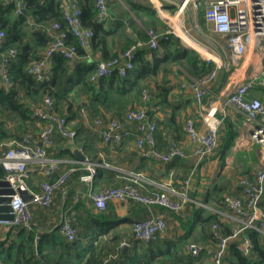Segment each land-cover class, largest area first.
I'll list each match as a JSON object with an SVG mask.
<instances>
[{
  "label": "built area",
  "instance_id": "1",
  "mask_svg": "<svg viewBox=\"0 0 264 264\" xmlns=\"http://www.w3.org/2000/svg\"><path fill=\"white\" fill-rule=\"evenodd\" d=\"M200 0H181L178 11L184 13L190 4L198 8ZM6 3L15 5V14L26 8L25 0H5ZM205 18L212 25L215 32L227 36L232 47L233 58L241 56L247 50L248 43L252 39L264 38V0H205ZM95 8L98 11V20L105 22L108 16V1L96 0ZM63 21L55 20L47 27L51 36L50 44L45 48L43 55L33 60L27 67L28 72L36 79H43L47 73L49 59L60 54L70 60L79 55V48L86 47L95 31L83 24V9L76 0L63 4ZM178 32L175 28L159 30L151 27L147 30L146 41L139 40L132 46L126 48L120 54L101 59L95 64L89 79L98 82L102 77H110L117 73L126 76L130 70L135 68V60L138 51L147 47L151 50H162L163 43L170 40L171 34ZM7 32L0 23V82L10 85V67L16 60L19 49L11 47L5 49ZM241 54V55H240ZM231 60L220 56L215 67L207 74L184 81L182 87H189L197 104L195 118L188 117L184 129L190 138L193 148L192 154L200 160L209 157L218 145V128L223 117L216 115V107L206 108L204 99L209 91L210 83L216 78L219 69L231 68ZM255 86V79L250 78L240 81L226 98L227 104L231 105L236 112L242 114L247 120L253 121L254 129L251 132L252 139L259 143L264 154V102L251 95ZM150 92L143 87L140 94V103L128 108L124 114L125 120L117 117L96 116L91 118L88 110L82 107L79 117L90 122L95 132L105 143H120L123 139L134 134L136 145L142 155L147 158H155L162 162L171 161L174 156H182L185 150L176 140H171L165 149L157 145L158 121L150 117L148 113V102ZM33 115L42 121L38 137L29 130L21 137H10L2 144L3 151L0 156L5 175L4 179L10 182V187L15 190L11 194V213L14 215L12 221L1 219L0 222L15 224L31 229L32 211L31 203L42 206H50L53 203L55 193L65 190L71 177L79 173L80 179L88 185L87 195L92 200L95 209L101 211L107 208L109 202L115 200L132 199L145 206L152 208L161 206L173 212L181 211L189 200L188 190L191 185L193 174L176 184L172 179L152 183L153 187L146 190L148 180L139 171H124L125 181L117 185H107L99 190L93 187L95 176L101 165L98 161H86L83 163L73 162L53 179H45L40 183L39 190H32L28 185L31 177V164H38L45 176H50L59 171L63 160L51 158L49 148L54 144V134L58 133L64 138L75 140L77 129L75 122L67 115L61 113L55 105L51 95H45L39 101L31 103ZM205 121L207 128L201 131L197 125V119ZM135 122L136 129L133 131L126 123ZM240 184L244 197L225 194L224 204L234 213L237 221L232 232L227 235H219V224L214 223V233L219 236L216 246H205L201 243L190 241L187 244V252L193 257L205 254L210 259V264H223L228 242L231 239H241L240 247L245 254H249L254 246L252 239L244 235L246 229H255L264 233V166L256 171L253 176L244 175L240 178ZM18 188L28 190L31 194L30 200H25ZM76 200L78 198L76 197ZM75 216H66L60 223V230L69 240L78 238V230L74 224ZM167 220L163 216H151L132 222L135 237L143 242H153L161 238L167 229ZM38 239V238H37ZM127 239L121 241V246L129 245Z\"/></svg>",
  "mask_w": 264,
  "mask_h": 264
},
{
  "label": "crops",
  "instance_id": "2",
  "mask_svg": "<svg viewBox=\"0 0 264 264\" xmlns=\"http://www.w3.org/2000/svg\"><path fill=\"white\" fill-rule=\"evenodd\" d=\"M68 1L71 0H64V2ZM107 1L109 10L104 28L108 33L104 37L98 36L89 40L88 45L83 48L84 52L79 53L78 57L73 59L72 62L96 64L101 59L123 52L126 49L125 44L127 41H146L140 38L138 31L142 29L147 31V29L141 19L128 8L126 0ZM146 2L157 10L158 15L168 26L164 28L159 25L156 28L159 30L175 28L178 34H173L179 36L185 46L199 51L205 59L216 61L220 56H223L232 61L234 56L227 36L215 32L207 20L205 21L206 28L210 25L216 37L224 39L229 53H226L224 45H216L213 48L190 33L192 27H202L200 13L205 15V0L199 1L198 8L190 4L184 13L178 11L181 0H147ZM35 26L36 24H33V27ZM146 49L148 50V56H151L150 52L152 50ZM242 55L239 56L240 59L243 57L241 62H237V59H235L230 62L231 68L218 70V74L210 83L209 91L204 99V105L207 109L216 107V115L223 117L218 128L219 140L217 147L221 146V138L225 134L227 127L225 120L230 122L237 132L230 149L224 157L219 153V148L217 152L214 150L209 157L200 160L199 163L197 157L192 154L193 144L184 129V124L188 117H195L197 104L191 89L182 87V83L196 77L190 74L180 63L170 65L167 73L162 74L160 72L156 76L149 77L143 83H145L144 87H147L150 92V99L147 104L149 116L156 118L158 121L156 132L158 147L165 149L171 140H176L185 150L184 155H178V158H173L169 162L147 158L142 155L141 150L137 147L134 134L123 139L120 143H105L95 132L90 122L81 121L86 127V131L80 134V141L88 146V151L83 152L87 155L88 161L101 163L99 167L102 168V173L99 176L96 175L94 179L93 187L95 190L107 185H117L124 182L123 172L128 170L139 171L144 175L148 180L146 190L152 189V183L164 182L170 179L179 185L185 178L193 174L188 190L189 200L181 211L173 213L158 206L149 208L131 199L111 201L106 209L99 211L95 209L92 200L87 195L88 185L80 179V174L76 173L69 180L65 190H59L55 193L53 203L50 206L31 203L33 226L41 232L49 231L60 226L61 221L66 216L74 214V224L78 230V238L87 243L93 238L97 226V223L93 221V214H103L107 219L117 220L114 229L100 236L99 239L105 244L111 245L110 239L113 231L123 233L120 241L127 239L130 242L131 237L135 236L132 229L133 221L151 216H163L167 220L168 226L162 239L177 238L189 231L192 227L191 221L195 217L196 209L202 206L205 209L217 212L220 219L233 228L237 221L233 217V211L224 204L223 197L225 194L244 197L240 178L244 175L253 176L258 169L263 167L264 154L260 144L251 137L255 123L236 112L231 105L227 104L226 98L236 84L242 80L253 78L255 83L260 80L264 81V38L260 40L252 39L248 43L246 52ZM53 62V58H50L47 74L53 68ZM11 86L12 84L6 85L0 82L1 88L10 89ZM160 87L170 88L167 93V101L158 105L150 104L152 95L159 92ZM253 90L255 89L251 90V95ZM140 94L141 91L136 96L134 103L124 110L122 116H114L110 111H107L105 112L106 117H117L124 121L126 110L140 103ZM69 118L71 119V117ZM71 120L76 122L75 119ZM126 123L133 131L136 129L135 122L126 121ZM197 125L201 131H205L207 128L205 121L201 118L197 119ZM41 126L42 121L37 120L35 129H29L34 133L35 138L38 137ZM6 127L10 132H14L13 123L8 122ZM73 146H77L75 140L62 138L58 133H55L54 144L49 148V156L63 160L59 171L47 177L42 173L38 164H31V177L27 180L29 187L32 190H39L40 183L43 180H52L71 163L79 162L74 153L73 156H70L66 152L69 147L72 150ZM173 160H178V162L174 163ZM76 197L78 200H76ZM218 198L222 200L219 202ZM79 201L84 206L78 208ZM263 201L264 197L262 199V205L264 206ZM87 208L91 209V212L88 213ZM121 219L131 220V222ZM194 226L195 228L189 232L188 243L195 241L203 243V245L204 243L207 244L209 240L204 241L200 234L201 225ZM10 227V224L0 222V238L4 239L8 236ZM198 235L199 240H196L195 237ZM206 246H216V244L209 243ZM203 255L205 260L202 261L205 264H210V259L205 254Z\"/></svg>",
  "mask_w": 264,
  "mask_h": 264
},
{
  "label": "trees",
  "instance_id": "3",
  "mask_svg": "<svg viewBox=\"0 0 264 264\" xmlns=\"http://www.w3.org/2000/svg\"><path fill=\"white\" fill-rule=\"evenodd\" d=\"M76 1L83 9V24L94 29L95 38L104 37L108 31L104 28V23L98 20L94 0ZM146 1L126 0V3L128 8L141 19L147 30L159 25L167 28V24L158 15L157 10ZM25 2L27 11L15 14L13 3L0 0V23L7 32L5 49L11 47L19 49V54L10 67L12 86L10 89L0 87V156L3 151L2 144L7 138H19L29 129H35L36 121L39 119L33 115L31 103L41 100L45 95L53 96L56 108L71 118H74L82 107L88 110L91 118L106 117L107 111L120 117L124 110L134 103L136 96L145 86L143 82L160 72L167 73L170 65L180 63L196 78L209 73L216 65L215 61L203 58L196 49L185 46L179 36L171 34L170 40L163 43V49L152 50L151 56H148L147 47L141 48L135 60V68L126 76L115 73L110 77L100 78L98 82H92L89 76L95 68V63L72 62L56 54L51 57L54 65L50 72L46 73L43 79H36L28 72L27 67L33 60L40 58L50 44L51 36L47 27L55 20L63 21L62 9L65 2L64 0H25ZM205 21L204 13H200V24L203 29H206ZM33 24L36 26L33 27ZM138 35L143 40L148 38L147 31L143 29L138 31ZM136 42V40L127 41L125 46L128 48ZM83 52V47L80 46L79 53ZM160 88L159 92L152 95L150 104L158 105L167 101L170 88ZM253 89L255 90L252 95L264 102V81H257ZM8 122L14 124V132H10L6 127ZM225 124L227 127L221 138V146L215 148L216 152L219 148L222 157L230 149L237 134L230 122L225 120ZM85 128L82 122H77L75 144L87 152L88 146L80 141V134L85 133ZM66 152L73 156L70 147ZM173 162L176 163L178 160ZM100 173H102L101 167L98 168L97 175L99 176ZM4 175L5 171L0 163V178ZM221 200L218 198L219 202ZM80 202L78 208L84 206ZM87 211L89 213L91 209L87 208ZM92 218L97 226L93 238L87 243L80 238L69 240L59 226L41 232L35 226L29 230L24 226L12 224L8 236L4 239L0 238V264H203V254L193 257L188 254L186 248L189 232L195 228L194 225H201L200 234L204 241L209 240L207 244L215 245L219 241V236L214 233V223L219 224V235L232 232L231 225L224 223L217 212L200 206L191 221L192 227L185 234L177 238L165 239H162V235L159 240L153 242H143L133 236L129 248L123 252L120 243L122 232L113 231L111 245L99 240L100 236L114 229L117 220L107 219L103 214H93ZM121 220L131 222L127 219ZM243 234L252 239L254 244L252 251L245 254L240 247L241 239H231L223 257V264H264V233L249 228ZM195 239L199 240V235Z\"/></svg>",
  "mask_w": 264,
  "mask_h": 264
},
{
  "label": "water",
  "instance_id": "4",
  "mask_svg": "<svg viewBox=\"0 0 264 264\" xmlns=\"http://www.w3.org/2000/svg\"><path fill=\"white\" fill-rule=\"evenodd\" d=\"M23 11H27L26 8ZM74 155L78 158L80 162L88 161L87 155L83 152L82 148L73 146L72 147ZM179 156H174V159L178 158ZM20 194L24 197L25 200L31 199V194L28 190H23L18 188ZM15 190L10 187V182L7 179L0 178V218L12 221L14 219L13 213H11V194H13ZM129 248V245L123 246V252H125Z\"/></svg>",
  "mask_w": 264,
  "mask_h": 264
},
{
  "label": "rangeland",
  "instance_id": "5",
  "mask_svg": "<svg viewBox=\"0 0 264 264\" xmlns=\"http://www.w3.org/2000/svg\"><path fill=\"white\" fill-rule=\"evenodd\" d=\"M190 33L192 35H195V37H199L207 45H209V46H211L213 48H215L216 45H224L223 47H224L226 53H229L228 52L229 50L226 47V42L224 41V39L222 37H216V35H215V33H213L210 25L208 26V28H206V30H204L203 27H200V26L192 27V29L190 30ZM236 59H237V62H241V59H243V57L241 59L239 57H236ZM71 119H75L76 120V122L74 124L75 128L77 126V122L80 123L82 121V119L79 118V113L78 112L76 113V116L74 118H71ZM203 260H205V258H203ZM203 264H205V262H203Z\"/></svg>",
  "mask_w": 264,
  "mask_h": 264
}]
</instances>
